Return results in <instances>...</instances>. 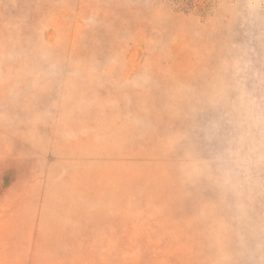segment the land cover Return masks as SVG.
<instances>
[{"label": "rangeland", "instance_id": "1", "mask_svg": "<svg viewBox=\"0 0 264 264\" xmlns=\"http://www.w3.org/2000/svg\"><path fill=\"white\" fill-rule=\"evenodd\" d=\"M0 264H264V0H0Z\"/></svg>", "mask_w": 264, "mask_h": 264}]
</instances>
